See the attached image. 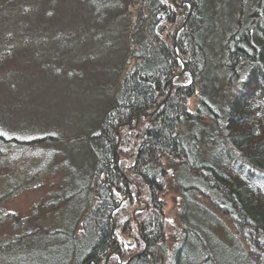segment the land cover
<instances>
[{"label": "trees", "instance_id": "1", "mask_svg": "<svg viewBox=\"0 0 264 264\" xmlns=\"http://www.w3.org/2000/svg\"><path fill=\"white\" fill-rule=\"evenodd\" d=\"M16 1L0 0V13ZM23 1L32 6L17 23V42L23 39L0 60V264H100L106 256L104 264H264V0H227L238 8L220 18L225 31L215 68L207 67L206 50L209 27L219 16L215 0H176L185 1L182 7L173 0ZM61 5L77 27L55 19ZM87 26L106 31L108 51L57 61L62 51L73 50L64 48V36L76 35L85 48L90 39L77 28ZM78 63L90 64L91 71L84 74ZM99 67L111 68L106 82L114 90L106 95L102 86L110 102L103 112L94 104L84 115L87 102L70 100L80 97L78 89L86 94L87 80L98 85L96 71L105 70ZM22 81L59 88L66 107L33 102L34 96L31 101L28 87L20 94ZM63 112L82 117V126L92 117L96 126L61 138L51 126L71 124ZM136 118L133 128L122 126ZM83 143L81 166H70L62 145ZM58 153L66 157L53 161ZM160 168H183L197 184L188 186L185 200L181 189L187 187L173 183L183 198L182 222L170 246L163 238ZM50 171H62L52 197L27 216L4 208L23 189L43 185ZM72 173L74 185L68 186ZM72 201L77 208L66 218L60 210ZM190 206L201 209L203 219L180 213Z\"/></svg>", "mask_w": 264, "mask_h": 264}, {"label": "rangeland", "instance_id": "2", "mask_svg": "<svg viewBox=\"0 0 264 264\" xmlns=\"http://www.w3.org/2000/svg\"><path fill=\"white\" fill-rule=\"evenodd\" d=\"M42 1H44V0H42ZM79 1H83V3H85V5H86L87 0H79ZM215 1H216L215 4L218 2L217 9L215 8V10L219 16L212 23L214 28L211 29V26H210L209 31H208V33H209L208 36L210 39H209V42H207V49L206 50H207V55H208V66L207 67H209V68L210 67L212 68L213 66L215 68V66H217L218 62L220 61V53H221V47H222V45L220 43V41H221L220 33L225 31V29H223L224 26L222 25L223 22L220 23V18L225 17L224 16L225 13H229V12H233V14L236 13L237 12L236 9L238 8V4H234L233 6H231V3L227 0H221V4H220V0H215ZM173 2L176 3L177 5H179L180 7H182L183 4L185 3V1L176 2V0H173ZM25 6H26V2H24L23 0H19V1L14 2L11 5L9 11L5 10L3 13H0V60L2 58H4L5 53H6V49L8 47H11V46L12 47H14V46L19 47L20 46L21 40L23 38L21 36L20 38H22V39H18V42H17L18 36L15 35L17 32V30H16L17 29V23L18 22L21 23L20 20H23V19L25 20L24 16L26 15V11H27V13H29L30 11L32 13V6L30 5V7L28 8V6H29L28 3H27V8H25ZM77 8L79 10H82L83 6L81 7V5L78 3ZM29 9H30V11H29ZM65 11L66 10H63L62 5L58 8H56L57 13H56L55 19L56 20L61 19V18H62V20L66 19L65 21L67 23L72 21L71 23H74L75 27H77V25L75 24L74 18H72L70 16V18L67 19L68 16H67ZM190 12H191V6L189 5V8L186 12V15H189ZM205 13H207V11ZM233 17L236 19V16H233ZM70 27H72V26H70ZM64 30L65 29H62V32ZM77 30L79 32L78 35L85 36V38L87 36V38H89L91 41L87 39L88 41L83 43L85 46V48H84V47H81V45L76 42L78 40V37L76 35L64 36L65 42H66L64 48L69 47L67 49H73V50L68 51V52H67V50L62 51V53L60 54L57 61H62L64 56L68 57L70 59H71V57H74L80 61L79 58L83 57L84 54H91V53L94 54V51H96V50H99L101 53L108 51L106 49V46L103 44V42L106 43V39L108 38V36L106 35V31L104 29L87 26L86 30L83 28L82 29L77 28ZM210 30H212V31H210ZM98 40L101 43L97 44ZM77 48H78V51H77ZM79 48H80V50H79ZM105 61H108V57ZM38 62L40 63V60H38ZM98 64H102L101 60H100V62H98ZM78 66L84 71V74L86 72L89 73V71H91V65L90 64L84 65V63L83 64L78 63ZM181 66H182V64H181ZM40 67H44V66H40ZM99 68H103L105 70H97L96 71V74H98L101 71V77L99 78V82H97V84H98L97 86H92L93 83H92L91 79L87 80V74H86L84 76V78H82L80 81L76 82V84H81V83H83L84 80L85 81L87 80V82L83 86V91H86V94L85 93L82 94V92L78 89L77 91H78V95H80V97L77 96L78 98L77 97L74 98V96H72L73 97L72 100H70L68 98V100H70L72 102L71 105L79 104L80 103L79 98H82L85 102H87V104L84 105V106L87 105L84 115L87 113H90L89 111L93 107L94 104H95L94 108H98L101 111L102 109L104 110V108L110 102L109 101L107 103L108 98L106 99V97L103 94V91H101L102 86L105 85L104 91H105L106 95H107V92H109L108 94H110L114 90L112 84H108L106 82L108 79H110V76H112L111 68H107V69L104 67H99ZM22 71H24V72L26 71L25 67H24V70L22 69ZM46 71L49 72V69H46ZM72 71L74 72V70H72ZM38 72L40 73V72H44V71L42 70V71H38ZM94 74H95V72H94ZM24 76L29 77L30 74L25 73ZM62 78H64L65 80H69L68 78H65V77H62ZM30 79L32 82L33 78H30ZM74 79H75V77H74ZM35 81H37V79ZM42 81L44 82L43 85H45V86L51 85L48 81H44V80H42ZM60 81H61V83H65V81H63V79H61ZM75 81H76V79L72 80V83L74 84ZM87 83H89L90 87H92L89 90L87 89V86H89V85H86ZM39 86H40V84L38 85V87H37V85L34 88L28 87L27 81H24V82L22 81L19 84V91L21 94L28 87L30 89V91H32L31 94H29L31 101H32L31 97L34 96L33 102L38 101L41 103L42 102L48 103L52 100L56 103H59V105L63 109H64V107H66V104L63 103L61 101V99L59 98V96L61 95V94H59L61 92L59 90V88L57 89V87H55V88H53V90H50L48 87H39ZM72 87H73V85H72ZM68 88L69 87L64 88V91L62 93H66ZM96 102H99V103H96ZM31 108H32V106H31ZM103 110H102V112H103ZM60 115L62 117V120L66 119V118L71 119V124H67L66 127L63 126V123L60 124L59 127L51 126V128L53 130L59 129V132L57 135L61 136V138L63 136H67V137L68 136H74V137H76L77 135L79 136L80 134L89 133L96 126L92 117H91L92 120L90 121L89 124H85L82 126V125H79L80 124L79 119L82 117H76L77 116L76 114L67 115V112H63V114H60ZM136 116H138V115H136ZM84 117H86V116H84ZM16 119H17V116H16ZM136 123H137V118L135 119L133 124H129V126H127V125H122V126H127L128 128H133L136 125ZM26 124H28V123H26ZM87 125H89L88 128H87ZM13 126H14V122L12 124V127ZM29 126L31 129H34L36 125H29ZM24 127H28V126L24 124ZM118 127H117V129H118ZM85 131H87V132L85 133ZM138 141L141 142V139H138ZM83 144L84 145H82V147L75 146L74 144H71L72 146L70 148L62 145V148L64 149V151H66L68 149L70 151L68 153L71 156L70 166L72 164L74 166L75 165H77L79 167L81 166L82 155H83L82 149H84L85 146L87 147L86 143H83ZM142 144L139 143V148L142 146ZM88 151H90V150L88 149ZM86 152H87V149L83 150V153H86ZM62 157H66V156L63 153H58L57 157H56V155L54 156L53 161H55V160L58 161ZM51 172L52 171L47 173L46 181L43 185H40L38 187L31 186L29 188L23 189L22 191L18 192L15 196H13L11 199L5 200V202L3 203L4 208L6 210H9V211L16 213L18 216H27L28 213H30L31 208L35 207L37 203H40L42 201H47L49 199V194L55 192L56 189L60 190V189H58L59 188L58 183L60 182V180L62 178V176H61L62 171H59V172L57 171L55 174L51 173ZM159 176L165 185L164 200H165V214H166L165 222H166V226L164 229L163 238L165 240V243L168 242L169 246H170V244L171 245L173 244L171 234H172V236H174V233L176 232V227H179L181 222H182L181 219L179 218V208H180V205H181L183 198L179 194V192L177 191V188H175V186H173V183L177 182V183L182 184L185 187H187L185 189H181L182 193H184L183 197L185 200H188V197L190 195V192H188V186H193V185H197V184L194 182V178L192 176L190 177V174H188L183 168H179L175 172L161 169ZM74 181H75V179H74V175L72 173L70 175L69 181H67V185L73 186ZM32 184H34V183H31V185ZM56 194H58V191ZM84 194H83V196H84ZM51 197H52V194H51ZM200 200L202 201V202L200 201L201 204H203V206H205L204 200L203 199H200ZM69 206H70V204H68V206H66V204H65V206H63L62 209L60 210V214L62 216H64L66 214V218L69 217L70 211H72V213H73V211L76 210V208H77L76 205L74 204V202H73L71 208H69ZM185 209L187 210V212H186V210H180V213L181 214L187 213L188 217L191 219H198V218L203 219V217L205 216L204 212L199 208H193V206L192 207L190 206L189 208H185ZM54 213H52V214H54ZM41 216H44V213H41L40 218H42ZM217 216L220 217L219 214H217ZM40 220H42V222H39L41 225H43L44 222L46 224V219L42 218ZM208 222H210V221H208ZM32 223H35V222H32ZM2 224L9 227L11 222H2ZM190 225L194 226L195 224L193 222H191ZM4 232L5 231L0 227V237L3 235ZM215 232H216V234L220 233V231H218V229ZM177 240H178V237L176 238V241ZM32 250L36 251L34 249H32ZM105 262L106 261H103L100 264H104Z\"/></svg>", "mask_w": 264, "mask_h": 264}, {"label": "water", "instance_id": "3", "mask_svg": "<svg viewBox=\"0 0 264 264\" xmlns=\"http://www.w3.org/2000/svg\"><path fill=\"white\" fill-rule=\"evenodd\" d=\"M184 23V22H183ZM183 25V24H182ZM173 46H175V42H173ZM181 64H182V66H183V63H182V61H181ZM149 113H151V112H148V113H145V114H149ZM122 125H125V124H122ZM127 126H129V124H127ZM145 139H146V134H145V132H143V134H142V136H141V144L145 141ZM106 259H107V256H106V258H105V260L104 261H106Z\"/></svg>", "mask_w": 264, "mask_h": 264}, {"label": "snow or ice", "instance_id": "4", "mask_svg": "<svg viewBox=\"0 0 264 264\" xmlns=\"http://www.w3.org/2000/svg\"><path fill=\"white\" fill-rule=\"evenodd\" d=\"M0 134H3V133H0Z\"/></svg>", "mask_w": 264, "mask_h": 264}]
</instances>
